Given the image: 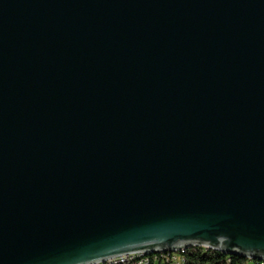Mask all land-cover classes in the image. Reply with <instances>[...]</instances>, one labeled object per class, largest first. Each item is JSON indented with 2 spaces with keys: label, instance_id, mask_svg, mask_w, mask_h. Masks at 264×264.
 <instances>
[{
  "label": "water",
  "instance_id": "95a60500",
  "mask_svg": "<svg viewBox=\"0 0 264 264\" xmlns=\"http://www.w3.org/2000/svg\"><path fill=\"white\" fill-rule=\"evenodd\" d=\"M194 246L264 261V0H0V264Z\"/></svg>",
  "mask_w": 264,
  "mask_h": 264
},
{
  "label": "trees",
  "instance_id": "16d2710c",
  "mask_svg": "<svg viewBox=\"0 0 264 264\" xmlns=\"http://www.w3.org/2000/svg\"><path fill=\"white\" fill-rule=\"evenodd\" d=\"M182 264H262L257 260H249L240 255L232 254L226 255L220 251L211 249H203L199 247H191L183 255ZM156 262H163V264H171L159 258L152 261L151 264Z\"/></svg>",
  "mask_w": 264,
  "mask_h": 264
},
{
  "label": "built area",
  "instance_id": "2783aa9c",
  "mask_svg": "<svg viewBox=\"0 0 264 264\" xmlns=\"http://www.w3.org/2000/svg\"><path fill=\"white\" fill-rule=\"evenodd\" d=\"M195 247V246H194ZM207 249L205 247H199ZM189 249V248H188ZM187 248H182L165 253L150 254L144 252L131 253L126 255H120L114 258L105 260L97 264H151L152 261H155L157 258L169 262L171 264H182ZM264 264V261H260Z\"/></svg>",
  "mask_w": 264,
  "mask_h": 264
},
{
  "label": "snow or ice",
  "instance_id": "6c2138e0",
  "mask_svg": "<svg viewBox=\"0 0 264 264\" xmlns=\"http://www.w3.org/2000/svg\"><path fill=\"white\" fill-rule=\"evenodd\" d=\"M156 264H163V262H156Z\"/></svg>",
  "mask_w": 264,
  "mask_h": 264
}]
</instances>
